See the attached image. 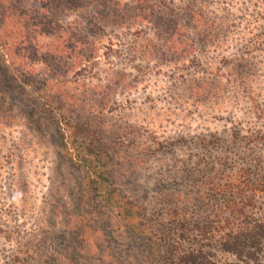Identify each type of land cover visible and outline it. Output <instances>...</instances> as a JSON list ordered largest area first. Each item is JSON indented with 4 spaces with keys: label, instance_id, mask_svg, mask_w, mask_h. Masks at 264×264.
Returning <instances> with one entry per match:
<instances>
[{
    "label": "rangeland",
    "instance_id": "rangeland-1",
    "mask_svg": "<svg viewBox=\"0 0 264 264\" xmlns=\"http://www.w3.org/2000/svg\"><path fill=\"white\" fill-rule=\"evenodd\" d=\"M7 32L0 264H149L168 210L206 219L207 179L264 165V0H0ZM89 162L130 218L86 188Z\"/></svg>",
    "mask_w": 264,
    "mask_h": 264
},
{
    "label": "trees",
    "instance_id": "trees-1",
    "mask_svg": "<svg viewBox=\"0 0 264 264\" xmlns=\"http://www.w3.org/2000/svg\"><path fill=\"white\" fill-rule=\"evenodd\" d=\"M135 1L138 4L147 2ZM7 34L0 50L22 43L23 37L15 32ZM2 63L0 70L3 69L5 92L18 90L19 86L15 84L20 82L16 74L12 72L10 76ZM262 112L261 116L264 115ZM261 119L264 122V117ZM254 138L264 141L263 132H255ZM257 163L258 166H252L255 174L251 173L250 166L223 175L222 181L219 178L205 181L203 200L210 204V215L206 219L190 220L177 208L168 210L165 222L158 225L159 229L151 227L148 233L149 253L157 258L149 264H219L211 254L212 249L233 256L238 264H264V212L255 206L257 195L264 194V165H259L260 160ZM84 168L85 186L89 192L117 211L119 217L130 218L128 211L133 205L112 192L93 163H86ZM130 222L135 224L136 221L132 219Z\"/></svg>",
    "mask_w": 264,
    "mask_h": 264
}]
</instances>
